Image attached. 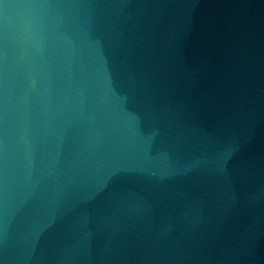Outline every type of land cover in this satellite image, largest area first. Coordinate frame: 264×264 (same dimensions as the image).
Masks as SVG:
<instances>
[{"label":"water","instance_id":"1","mask_svg":"<svg viewBox=\"0 0 264 264\" xmlns=\"http://www.w3.org/2000/svg\"><path fill=\"white\" fill-rule=\"evenodd\" d=\"M0 264H264V0H0Z\"/></svg>","mask_w":264,"mask_h":264}]
</instances>
